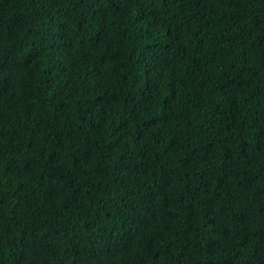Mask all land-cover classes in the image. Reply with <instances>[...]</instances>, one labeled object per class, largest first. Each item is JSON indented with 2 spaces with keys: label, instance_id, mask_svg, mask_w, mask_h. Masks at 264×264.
Returning <instances> with one entry per match:
<instances>
[{
  "label": "trees",
  "instance_id": "16d2710c",
  "mask_svg": "<svg viewBox=\"0 0 264 264\" xmlns=\"http://www.w3.org/2000/svg\"><path fill=\"white\" fill-rule=\"evenodd\" d=\"M0 264H264V0H0Z\"/></svg>",
  "mask_w": 264,
  "mask_h": 264
}]
</instances>
